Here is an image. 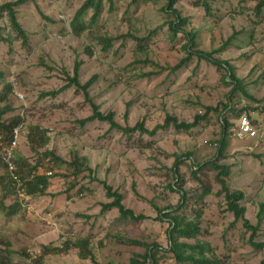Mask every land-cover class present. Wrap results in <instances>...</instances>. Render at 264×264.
<instances>
[{
  "label": "rangeland",
  "instance_id": "374dc122",
  "mask_svg": "<svg viewBox=\"0 0 264 264\" xmlns=\"http://www.w3.org/2000/svg\"><path fill=\"white\" fill-rule=\"evenodd\" d=\"M15 1L0 0V6ZM84 1L27 0L18 6L15 10L27 35L25 44L7 15L0 14V72L4 74L0 90L3 84L11 86L0 108L9 107L4 117L18 115L23 123L15 159H26L32 166L48 150L65 161L77 154L92 169L90 175L86 172L74 179L71 169L40 158V173L52 172L45 193L17 201L20 209L13 216L6 217L0 210V264H92L77 248L85 238L98 264H128L130 258L145 252L146 244L161 248L157 264H178L167 251L168 223L156 217L158 210L175 206L179 200V194L170 190L175 184L172 166L176 156L186 153L191 159H183L177 169L179 185L190 194L184 213L194 217L201 208L203 214L201 234L183 242L208 244L221 264H259L264 246L254 249L250 245L251 232L241 222L229 227L233 216L226 211L223 197L215 195L219 190L215 171L205 169L197 175L212 193L200 204L191 197L200 191L199 181L191 175L193 165L215 159L226 119L230 124L226 159L218 164L231 168L228 187L244 194L246 217L259 227L254 242L264 244V215L258 217V205L264 203V12L259 20L252 11L258 0H245L243 5L238 0H208L211 16L205 15L201 5L194 6V0L175 3L188 19L184 31L195 34V49L216 50L236 34L213 57L229 62L245 94L233 92L228 79L221 81L223 70L197 57L175 73L166 70L186 56L183 34L170 38L167 20L172 17L163 11L166 0L135 4L105 0L97 22L76 36L69 23ZM91 14L88 11L84 17L87 23ZM101 37L115 40L107 53L101 50ZM132 37L142 39V49ZM77 60L82 62L81 84L96 76L90 98L101 112H113L121 126L143 122L153 130L167 115L191 123L204 116L206 108L213 110L188 132L170 125L152 137L138 132L129 136L108 133V124L96 121L82 126L79 121L91 115L82 92L69 88L56 96L45 95L65 85ZM16 94L23 99L18 100ZM227 104L233 113L224 109ZM243 116L257 131L248 142L238 141L233 132ZM35 127L48 138L36 151L28 141L29 130ZM27 173L25 169L23 177ZM6 176L0 157V177L4 178L0 205L8 207L16 198ZM95 178L97 182L92 181ZM103 181L123 195L127 208L145 219L139 224L122 223L116 221V209L101 213V205L110 202Z\"/></svg>",
  "mask_w": 264,
  "mask_h": 264
},
{
  "label": "trees",
  "instance_id": "16d2710c",
  "mask_svg": "<svg viewBox=\"0 0 264 264\" xmlns=\"http://www.w3.org/2000/svg\"><path fill=\"white\" fill-rule=\"evenodd\" d=\"M26 1L27 0H17L15 2L4 3L3 5L0 6V14L5 13L7 15V18L9 20L12 29L15 31L16 36L22 39L23 44H25L27 41V35L17 20V13L15 9L18 6L26 3ZM104 1L105 0H85L83 2V4L75 12L72 20L69 23L70 29L73 32V34L78 36L97 22L104 7ZM107 1L110 4L112 2V0H107ZM152 1L154 0H132V3L133 4L138 2L147 3ZM176 1L177 0H166V4L163 8V11L172 17L171 19L167 20V27L170 33V38L175 40L180 34H183L182 37L186 39V43L184 45L186 56L182 58L175 66L166 68V70H168L170 73H175L176 71L181 69L192 57H197L198 59L210 63L216 69L223 70L224 74L221 76V81L223 83H226L228 82L227 81L228 79L229 82L232 84L233 92L240 90L245 94L243 84L235 76L234 69L229 64V62L217 60L213 57L215 53L222 52L225 49V47L231 44V41L236 34L233 33L216 50H212L210 52H203L201 50L195 49V41H194L195 34L184 31V26L188 23V19L181 16L180 12L175 8ZM238 1L241 3V5H243L245 0H238ZM193 5L194 6L201 5L205 10V15L211 16V7L208 0H202V2H200V0H194ZM88 11H92V14L89 19V22L87 23L84 20V17L86 16ZM235 11L236 10H234V12ZM252 11H253V16L256 19L260 20L264 12V0H258V2L253 7ZM132 38L134 41L138 43L137 48L142 49L143 48V46L141 45L142 39H137L135 37ZM98 40L101 43V50L105 53L109 52L112 49L113 42L115 41L113 38H105V37H101ZM81 65L82 62L77 60L73 67V74L72 76L68 75L67 82L65 83V85L60 89L49 92L45 95L56 96L62 91L69 88H74L76 91L82 92L84 96V100L89 103L91 108V115L79 121L80 125L82 126L87 123L96 121V122L107 123L108 133L113 131H118L125 136H129L132 133L138 132L141 135L145 134L147 136L152 137L157 133V131L166 129L170 125H172L173 128L178 132L180 131L188 132L193 128H195L197 124L207 116L208 112L213 110L212 108H206V112H205L206 114H204V116L201 117L199 116L195 117L194 121L191 123L178 122L174 117L167 115L163 121V124L157 125L153 130L146 129L143 122H139L133 127L121 126L119 123L115 121L113 112H107V113L101 112L99 106L96 105L90 98L89 89L95 82L96 76H93L84 84L80 83L79 72ZM160 70H164V69L160 68ZM3 78H4V74L0 72V83H2ZM10 91H11V86L9 84H3L2 89L0 90V103H4L6 101L8 93ZM224 109L232 113L234 111L229 109L228 104L224 106ZM9 110H10L9 107H4L2 109L0 108V136L2 137V141L4 145L9 144L12 138L13 129L19 124H23L21 117L18 115L8 118L4 117L5 115H7V112ZM127 115H128L127 112H125L124 114L125 119L127 118ZM229 128H230L229 122H227V120L224 119V121L222 122L221 137L217 144L215 159L201 164L193 165L194 170L191 171V175L195 180L199 181L200 191L194 193V195H192L191 197L195 198L197 204H200L202 203L203 199L206 196L212 193V189L209 186V184L201 181L197 177V175L203 173L205 169L215 171L216 174L214 178L217 184L219 185V190L215 193V195L219 197H223L224 204L226 206L225 208L226 211L230 212L233 216V221L231 222L229 227L235 225L238 222H241L243 228H245L246 231L251 232L249 236L250 245L254 249H260L264 246V244L254 242V238L259 230V227L258 224L252 225L248 220V218L246 217V208L242 204V201L244 200V194L241 191L229 189L227 181L231 172V168L226 165L218 164L219 160L226 159L227 137L229 135L228 132ZM44 133L45 132L38 133L37 127L30 128L28 134V141L30 143L32 150L36 151L46 144L48 138H46ZM40 158L52 160L57 166H65L67 170L71 169L72 170L71 174L74 179H76L79 175L83 173L87 172L88 175L92 173V169L87 165L85 158L81 159L78 157L77 154H74L71 160L65 161L55 156V154L52 151L44 150V152L40 154ZM40 158L32 166H29L26 159H22V158L15 159L14 157V161L17 166L18 173L22 178L25 179V177H23L22 175V172H24L25 169L28 170L27 176L24 175L26 176V178L28 177V181L26 182V191H25L26 197H34L37 195L40 196L43 195L46 191L47 176L32 174L39 167ZM183 159L190 160L191 155L189 153H186L176 156L174 160V164L172 166V173L175 180V184L173 187L170 186L171 191L179 194V200L175 206L158 210V216L156 217L159 221H166L168 223L166 237L169 247L167 251L172 254L173 258L178 264H221V261L214 255L212 248L208 244H202L198 242L194 244H189L183 242V240H191V239L195 240L197 236L201 234L202 230L200 227V223L203 214L201 208L195 210L194 217H191L190 215L184 213V209L186 208V203L190 200L189 198L190 194L187 191L183 190L179 185L181 180L178 176L177 169L179 165L182 163ZM6 178L8 185L12 186L8 174ZM3 180L4 178L0 177V185H1V181ZM92 181L97 182L98 180H96L95 178L92 179ZM100 183L105 190L106 198L110 200L109 203L101 205V211H100L101 213H104L107 210L116 209L118 212V217L116 218V221H121L122 223L129 221L130 223L133 224H139L145 219L144 215L135 214L131 209L127 208L123 204V195L118 190H113L112 187L106 184L104 181ZM10 189L12 190V193H14L16 201L13 203V205L8 207L7 206L5 207L3 204L0 205V210L6 217H10L17 214L18 210L20 209L18 204V202L20 201L17 199L15 189L13 188V186ZM134 193L136 194V192ZM263 215H264V203H260L258 205V217L260 218ZM130 242L132 244L139 243L134 240H131ZM88 246H89V242L87 238H85L77 245L79 253L82 255V258H89L92 264H98L95 262L93 256L91 255ZM145 247H146L145 252L143 254H136L134 257L130 258L128 264H157L158 263L157 257L160 253L159 251H161V248L157 244H146ZM106 264H113V263L108 262ZM259 264H264V256L262 260L259 262Z\"/></svg>",
  "mask_w": 264,
  "mask_h": 264
},
{
  "label": "built area",
  "instance_id": "2783aa9c",
  "mask_svg": "<svg viewBox=\"0 0 264 264\" xmlns=\"http://www.w3.org/2000/svg\"><path fill=\"white\" fill-rule=\"evenodd\" d=\"M62 19V16H59ZM18 100H22L23 96L16 94ZM234 137L240 142H248L256 138L257 131L251 124L250 120L243 116L241 117L237 124L234 127ZM23 133V124H19L13 129L12 138L8 145H4L2 141V137L0 136V157L2 163L4 165V169L8 174V177L11 181L13 188L15 189V193L17 199L22 202L25 196L26 191V182L28 181L27 178H22L18 173L17 166L14 161V150L16 149L20 136ZM33 175H44L50 176L52 172H42L40 173V167H38L35 172L32 173ZM33 177V176H31Z\"/></svg>",
  "mask_w": 264,
  "mask_h": 264
}]
</instances>
